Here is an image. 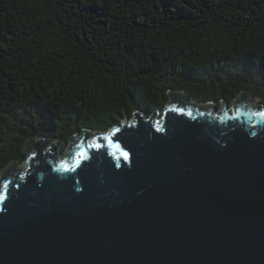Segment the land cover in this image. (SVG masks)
<instances>
[{
  "label": "water",
  "instance_id": "obj_1",
  "mask_svg": "<svg viewBox=\"0 0 264 264\" xmlns=\"http://www.w3.org/2000/svg\"><path fill=\"white\" fill-rule=\"evenodd\" d=\"M168 94L65 153L27 141L0 175V264H264V104Z\"/></svg>",
  "mask_w": 264,
  "mask_h": 264
},
{
  "label": "trees",
  "instance_id": "obj_2",
  "mask_svg": "<svg viewBox=\"0 0 264 264\" xmlns=\"http://www.w3.org/2000/svg\"><path fill=\"white\" fill-rule=\"evenodd\" d=\"M170 90L262 106L264 0H0V175L31 137L68 145L163 111Z\"/></svg>",
  "mask_w": 264,
  "mask_h": 264
},
{
  "label": "rangeland",
  "instance_id": "obj_3",
  "mask_svg": "<svg viewBox=\"0 0 264 264\" xmlns=\"http://www.w3.org/2000/svg\"><path fill=\"white\" fill-rule=\"evenodd\" d=\"M249 97L253 100V101H255L256 103H259V100L258 99H254V98H252L250 95H249ZM237 99V98H236ZM236 99L233 101V104L235 103V101H236ZM208 104H210V102H208ZM232 104V105H233ZM212 105H213V108L215 107V105L212 103ZM259 106V104L257 105V107ZM219 112H221L222 110V108H216ZM232 109V108H231ZM231 109H228V111L230 110L231 111ZM233 110V109H232ZM126 119V118H125ZM64 153H65V151H66V149H67V147H68V145L67 144H65V142H64ZM26 161H27V159L24 161V162H22V163H20V164H17V168H19V169H21V168H23L24 167V165H25V163H26Z\"/></svg>",
  "mask_w": 264,
  "mask_h": 264
},
{
  "label": "snow or ice",
  "instance_id": "obj_4",
  "mask_svg": "<svg viewBox=\"0 0 264 264\" xmlns=\"http://www.w3.org/2000/svg\"><path fill=\"white\" fill-rule=\"evenodd\" d=\"M261 115H264V113H262ZM125 156H127V153H125Z\"/></svg>",
  "mask_w": 264,
  "mask_h": 264
}]
</instances>
